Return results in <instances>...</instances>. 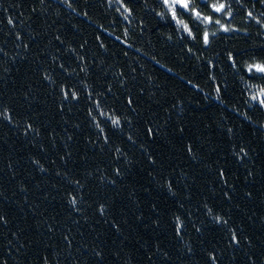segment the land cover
I'll return each mask as SVG.
<instances>
[{"label": "trees", "instance_id": "trees-1", "mask_svg": "<svg viewBox=\"0 0 264 264\" xmlns=\"http://www.w3.org/2000/svg\"><path fill=\"white\" fill-rule=\"evenodd\" d=\"M229 2L234 18L222 22L238 31L197 24L217 32L201 52L202 42L182 39L170 18L155 15L158 0H130L129 21L108 0H0V111L14 118L0 119V215L8 221L0 262L96 264L92 250L102 249L103 264H211L209 253L218 264H264V110L245 103L249 86L264 81L228 59L241 69L264 60V28L247 17L252 11L264 22V4ZM61 86L79 99L65 101ZM89 92L122 129L99 115ZM27 124L33 131L25 135ZM208 208L228 225H216ZM229 227L239 247H228Z\"/></svg>", "mask_w": 264, "mask_h": 264}, {"label": "snow or ice", "instance_id": "snow-or-ice-1", "mask_svg": "<svg viewBox=\"0 0 264 264\" xmlns=\"http://www.w3.org/2000/svg\"><path fill=\"white\" fill-rule=\"evenodd\" d=\"M44 0H40V3H43ZM237 3L240 2V0H236ZM258 3L264 4V0H257ZM112 3H115L118 5L116 8L117 12H122L123 15V20L129 21L130 17L133 16L134 9L130 7V0H108V4L111 5ZM200 3H203L204 8H210L211 12L205 13L204 10L199 6ZM158 4L160 7V11H156L153 9L155 12V15L160 17L161 20H164L165 18H170L171 22H174L176 25V30L177 31H183L186 35L183 38H190L192 41L196 42H202L203 48L200 50L201 52L208 48L212 43V37L217 35L216 31H212L211 33L209 32L208 28L205 27L203 30L199 28H195L197 24H204L206 26H211V25H217L219 26L217 31H222L223 33L227 34L230 32H235L238 31V29L232 28L230 25H227L222 22V20H232L234 18V14L231 8V3L229 0H215V2H211V0H158ZM69 7H71V4H69ZM5 12H7V9H4ZM35 11V9H33ZM215 14V15H213ZM87 15V13H85ZM264 16V13L261 14ZM247 17L249 20H254L258 25H260L261 28H264V22L261 21V19H258L252 11L247 12ZM186 19L191 22V25L189 22H186ZM7 24L15 27V21L11 16L7 17ZM195 28V31H194ZM16 39L21 40V34L16 33ZM125 35H127V28H125ZM59 39V37H57ZM119 39V37H117ZM171 39V37H169ZM121 43H124V41H121ZM103 46V45H101ZM28 45L25 44L24 48L27 49ZM83 47V46H82ZM188 51L191 53L193 49L191 47L188 48ZM0 53H3V49H0ZM84 57H80V60L82 61ZM228 59L229 63L233 68H236L238 71H244L247 73V76L249 79L252 80H259V81H264V60L262 61H253L251 63L247 64L246 68L241 69L239 67V62L236 57H234L231 53L228 54ZM208 67L209 68H215L216 65L212 63V61L208 62ZM61 68H63V65H61ZM84 69L81 68V71ZM45 79L50 80L51 77L46 76ZM252 89H255V91H251ZM215 92L217 94V98L220 97L221 94V85L217 84L215 86ZM250 94L247 97V100L245 101L246 104H248L249 107H252L255 105L257 107V110H264V84L262 85H257V84H252L249 86ZM108 91H111V88L108 89ZM61 93H62V98L67 101L69 98L71 100H78L79 96L75 90H72L71 88H65L64 86H61ZM88 99L90 102H94L96 105V108L99 112V115L101 117H104L107 121H110V126L113 129L120 130L123 127L122 120L119 116L113 114H108L104 112L101 109V102L99 100H94L93 101V94L91 92L88 93ZM249 101L251 102L249 104ZM128 105L130 108H132L133 111H135V107H133V99L130 97L127 101ZM63 110V109H61ZM89 115L92 116V109L90 108L89 110ZM247 119L248 117L245 116ZM0 119L6 120L9 124H13L14 118L10 114L8 109H4L3 111H0ZM92 119L96 121V117L92 116ZM127 123L131 124V121H127ZM96 127L99 130L101 134L105 133V129L101 127V122L97 121L96 122ZM264 127V125H262ZM33 131L32 125L27 124L26 125V131L25 135L28 134V132ZM229 133L232 132V129H228ZM146 134L149 137H154L156 133H154L153 129L151 127L147 128ZM128 139L132 142L135 143V140L131 136L128 137ZM104 142L108 143V137L105 134L104 135ZM117 152H120V149H116ZM189 151L191 149L189 148ZM240 153H243L244 156H247V152L243 147L240 149ZM239 155V153H238ZM151 160V157H149ZM243 159V157H241ZM154 163V161H152ZM34 164H39L38 161H33ZM12 165L9 164V168H11ZM41 171H45V169L41 166L40 167ZM59 174V173H58ZM115 174L117 176L121 175L120 169L117 168L115 170ZM249 175H251V172H249ZM220 176L223 177L224 173L223 171L220 172ZM15 177L13 176V179ZM76 186H80V181L77 180L75 181ZM171 184H169V191H171ZM22 191H26V189H22ZM227 196V193H225ZM69 203L71 204L72 208L79 212L80 209L77 207L79 201L75 195H72V193H69ZM82 200L83 197H80ZM99 212L100 215L103 216L106 209L104 205H100L99 207ZM207 214L210 216L211 220L216 224V225H228V220L225 219L224 217L220 215H213L212 214V209L208 208L207 209ZM8 223L6 217L4 215H0V225L6 226ZM175 232L177 237H180L181 239L183 238L182 233L184 230V223L181 220V217L177 216L175 219ZM113 227L116 228L117 231H119V227L117 224L114 222ZM48 231H52L51 225L48 227ZM196 231L199 233L200 228L197 227ZM228 231L231 233L230 235V243L228 247H239L241 240L237 234V231L233 228H228ZM13 237L16 236V233H12ZM64 240L68 242L69 246L71 244V241L69 240V237L67 235L64 236ZM9 244H11V241H9ZM20 249H23L24 245L19 246ZM94 252V255L96 257V264H103L104 260V255H103V250L101 249L100 251H96V249L92 250ZM192 249L191 247L188 248V252L191 253ZM11 254V253H10ZM208 258L211 261V264H218V256L215 253H209ZM251 260V257H249ZM0 264H6V261L0 262ZM44 264H48V258L44 257Z\"/></svg>", "mask_w": 264, "mask_h": 264}]
</instances>
